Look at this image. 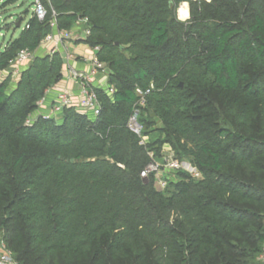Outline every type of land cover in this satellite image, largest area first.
<instances>
[{
    "label": "trees",
    "instance_id": "16d2710c",
    "mask_svg": "<svg viewBox=\"0 0 264 264\" xmlns=\"http://www.w3.org/2000/svg\"><path fill=\"white\" fill-rule=\"evenodd\" d=\"M42 1L46 16L0 48V73L52 21L68 31L86 18L78 42L97 48L113 92L93 87L96 118L69 106L57 121L35 112L63 53L35 54L13 88L0 78V241L15 261L262 264L264 0ZM135 111L144 143L127 127ZM165 144L199 176L178 169L163 188L141 177Z\"/></svg>",
    "mask_w": 264,
    "mask_h": 264
},
{
    "label": "built area",
    "instance_id": "2783aa9c",
    "mask_svg": "<svg viewBox=\"0 0 264 264\" xmlns=\"http://www.w3.org/2000/svg\"><path fill=\"white\" fill-rule=\"evenodd\" d=\"M34 4V15L39 19L42 20L47 14V8L44 5L42 0H32ZM49 10L51 15L54 17L56 16L55 10L50 6ZM87 22L86 18L78 19L75 23L76 26L81 28L82 38H85L90 34V30L85 27ZM51 26L53 29L56 28V24L54 21L51 22ZM52 29V30H53ZM56 38L54 37L53 33L48 34L42 41L41 44L52 42V46L49 47L47 53H53L59 50V46H61V39L62 34H56ZM93 55L90 57L89 62L91 64V68L88 72L83 71H74L73 77L77 80V87H78V96L74 97L69 95L67 92H55V94L51 97V109L54 113H61L63 107L73 106L78 111L87 114L89 118H96L100 112V103L98 101L97 95L93 89L94 87V75L98 72L106 71L104 64L98 60L96 57L95 51L97 48L92 49ZM35 52V51H34ZM29 51L27 49H22L16 55L11 67L14 69V74L17 76L18 73L21 71L20 67L30 61L35 53ZM59 52V51H58ZM63 52L66 53V49H63ZM105 92L109 95L113 92V87L106 84L102 87ZM149 89H146L144 92H140V100L139 104L143 105L145 102V95L149 93ZM49 90L46 93L49 94ZM42 103V100L39 101V104ZM31 118L27 119V122H31ZM127 127L138 135L141 138V143L145 142V137L143 136V127L141 123L138 121L137 118V111L130 115L127 121ZM151 161L141 170L140 176L143 178H147L148 175L154 174L155 184L159 188H163L166 185V173L173 172L178 169H185V161H180L175 157V154L171 149L169 150H162V153L159 156H155L152 151L148 152ZM189 164V163H188ZM189 171V169H185ZM191 172L194 176H199L198 172L192 167ZM259 260L264 264V241L262 245V251L259 255ZM0 264H18L13 256L11 255L10 251L7 249L5 243L0 241Z\"/></svg>",
    "mask_w": 264,
    "mask_h": 264
},
{
    "label": "crops",
    "instance_id": "0c3cea01",
    "mask_svg": "<svg viewBox=\"0 0 264 264\" xmlns=\"http://www.w3.org/2000/svg\"><path fill=\"white\" fill-rule=\"evenodd\" d=\"M182 4H185L186 8V17H181L179 8ZM177 17L180 21H186L189 17V7L187 2H181L177 8ZM23 28V27H22ZM21 28V29H22ZM52 33L56 38V34H62L61 46H59V52L64 54L65 63L62 68V79L56 85H54L49 91V97L51 98L55 92H67L69 95L77 97L78 96V87L77 80L74 79V71H83L88 72L91 68L89 62L90 57L93 55V50L88 47L85 43L78 42L82 37L81 28L74 24L72 28L68 31H59L58 29H53ZM52 46V42L40 44L39 47L35 50V54H39L46 51L48 52L49 47ZM63 49H66V53L63 52ZM41 51V52H40ZM40 55V54H39ZM94 87H103L107 83V74L106 71L98 72L94 75ZM163 149H171L169 145H163Z\"/></svg>",
    "mask_w": 264,
    "mask_h": 264
},
{
    "label": "rangeland",
    "instance_id": "374dc122",
    "mask_svg": "<svg viewBox=\"0 0 264 264\" xmlns=\"http://www.w3.org/2000/svg\"><path fill=\"white\" fill-rule=\"evenodd\" d=\"M4 0L0 1V48L10 39L16 37L21 28L25 26L27 20L31 16L34 10V4L32 0H15L13 3L6 4L4 8H2L1 4ZM27 11V12H26ZM27 13V14H26ZM6 25H8L6 27ZM41 52V51H40ZM46 51L39 53L40 55H44ZM31 61V60H30ZM30 61L25 63L20 67V72L16 76L14 73V69L10 67L8 70L0 73V78H5L7 76L11 77V84L9 88H13L15 86L16 80L20 73L29 65ZM42 103L39 104L35 115H41L45 117H54L57 121H60V113H54L51 109V101L52 99L49 97L48 93H45L44 97L41 99ZM162 150H166L163 149ZM185 169L191 170L192 166L185 161ZM168 179L174 180L176 179V175L173 172L166 173Z\"/></svg>",
    "mask_w": 264,
    "mask_h": 264
},
{
    "label": "bare ground",
    "instance_id": "6f19581e",
    "mask_svg": "<svg viewBox=\"0 0 264 264\" xmlns=\"http://www.w3.org/2000/svg\"><path fill=\"white\" fill-rule=\"evenodd\" d=\"M179 12H180V16L181 17H186V8H185V4H182L181 7L179 8Z\"/></svg>",
    "mask_w": 264,
    "mask_h": 264
},
{
    "label": "water",
    "instance_id": "95a60500",
    "mask_svg": "<svg viewBox=\"0 0 264 264\" xmlns=\"http://www.w3.org/2000/svg\"><path fill=\"white\" fill-rule=\"evenodd\" d=\"M172 5V4H171Z\"/></svg>",
    "mask_w": 264,
    "mask_h": 264
}]
</instances>
